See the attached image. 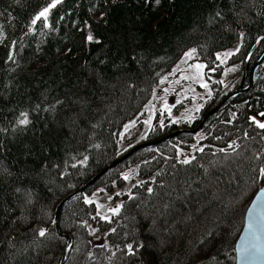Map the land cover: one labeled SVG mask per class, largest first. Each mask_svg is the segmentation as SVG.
I'll list each match as a JSON object with an SVG mask.
<instances>
[{"label":"trees","instance_id":"trees-1","mask_svg":"<svg viewBox=\"0 0 264 264\" xmlns=\"http://www.w3.org/2000/svg\"><path fill=\"white\" fill-rule=\"evenodd\" d=\"M51 2L0 0V264H61L66 236L64 264H235L246 209L264 186V129L250 120L264 121V62L251 89L196 134L112 164L130 150L122 151L125 124L144 115L190 48L221 73L218 54L238 45L229 62L249 87L264 55V0H62L49 13L50 28L32 25ZM87 30L99 43L87 42ZM231 91L215 86L182 129L157 117L144 143L195 130ZM22 111L27 127L17 125ZM194 144L203 151L183 163ZM135 164L131 193L115 195L119 214L101 219L84 198L122 188L123 172Z\"/></svg>","mask_w":264,"mask_h":264},{"label":"rangeland","instance_id":"rangeland-1","mask_svg":"<svg viewBox=\"0 0 264 264\" xmlns=\"http://www.w3.org/2000/svg\"><path fill=\"white\" fill-rule=\"evenodd\" d=\"M88 34L89 31L87 30ZM237 48L238 45H235L218 54L219 65L222 66L221 73L215 68L208 69L207 65L199 60L196 51L191 57L184 54L180 61L163 76L159 86L153 91L152 98L145 106L144 115L125 124L127 128L124 126L122 132V151L131 150L143 144L157 117L160 121L176 124L178 128L182 129L185 124H190L199 116L205 103L212 96L215 86H222L223 90L226 91H234L235 85L241 80V67L237 64H231L229 59ZM191 49L194 48H190L187 52ZM225 53L232 54L225 56ZM197 64H203L205 67L198 72L195 68ZM203 84H207L208 87H203ZM165 105L170 111L165 108ZM189 117L192 119L190 120ZM149 119L151 120L150 125L145 124L144 121ZM200 139L201 136L196 137L197 142ZM202 148L203 145L194 144L187 153H182L184 160H192L196 152ZM125 175L129 179L125 180L126 183L122 188H118L112 193L96 190L87 196L96 203V206H100L97 207L100 216L111 218L114 214L110 209L122 205V199L115 197L117 192L121 194L131 193V187L138 181V165L130 166L123 172V177Z\"/></svg>","mask_w":264,"mask_h":264},{"label":"water","instance_id":"water-1","mask_svg":"<svg viewBox=\"0 0 264 264\" xmlns=\"http://www.w3.org/2000/svg\"><path fill=\"white\" fill-rule=\"evenodd\" d=\"M264 62V55L261 57V59L258 61V63L252 68L251 71V82L248 88L243 89V81L238 85V87L232 91L225 99L224 101L218 106V108H216L215 110L209 112L208 114H206V116L204 117L202 123L200 124V126L198 128H196L195 130H180L177 133H175L172 136H168L162 140L156 141V142H150V143H144L141 144L139 146H136L134 148H132L130 151H128L126 154H124L123 156H121L116 162H114L112 164V166H115L123 161H125L126 159H128L133 153L142 150L144 148L147 147H152L155 145H158L159 143H162L172 137H174L177 134H182V133H186V132H191L196 134L201 127L204 125V123L206 122V120L209 118V116H211L214 112L218 111L223 104L231 99L232 97H235L237 95H240L244 92H247L251 89L252 87V83H253V75L255 70ZM257 120H259L258 118H256ZM261 122H264L262 120H259ZM105 171V170H104ZM95 180H93L92 182H90L88 185H86L84 188H82L80 190V192H85V190L87 188H89L91 186V184L94 182ZM264 189V186L261 187L258 192L255 194L254 198L252 199L250 205L248 206L246 213H245V223H244V227L242 229V232L235 244V255H236V263L235 264H264V254L261 253H256L254 255H245L243 258L241 256V247L242 246H247V247H251L254 244L257 245H264V221L260 220V212H261V205L264 204V198H260L258 199V197H260L261 194V190ZM69 198L65 199L62 201V203L60 204V206L58 207L57 210V217H56V223L58 221V217H59V212L61 207L67 202ZM250 212H251V217H250ZM251 219V222L253 224V231H249L248 230V224L249 221ZM257 237H259V239H257ZM69 247L71 245V241L69 239V243H68ZM66 260V257L64 256V258L62 259L61 264H64Z\"/></svg>","mask_w":264,"mask_h":264},{"label":"snow or ice","instance_id":"snow-or-ice-1","mask_svg":"<svg viewBox=\"0 0 264 264\" xmlns=\"http://www.w3.org/2000/svg\"><path fill=\"white\" fill-rule=\"evenodd\" d=\"M61 2H62V0H52L51 3H49L46 7L42 8L38 13H36V15L31 20V24L32 25H35L38 21H41L42 20L44 22V26L46 28H50V25L47 22L48 21L49 13H50L51 9L55 8ZM113 2H115V0H113ZM153 2L156 5H159L161 3V0H145V3H147V4H151ZM216 16H220V13L217 12L216 13ZM101 18H103V17H101ZM30 31H31V29H30ZM241 36H243V33H241ZM261 39H264V37H262ZM86 40L89 43H92V42L99 43V41H96L95 40V38H94V36L92 35L91 32H89V34L87 35ZM195 51H196V49H191V51L185 53V55L188 56V57H191L193 55V53H195ZM237 51H239V49H237ZM69 52H71V49H69ZM231 54L232 53H225L224 55L225 56H229ZM9 59H11V54L9 56ZM204 67H205V65H203V64H197V65H195V68L197 69L198 72L200 70H202ZM202 86L205 87V88L208 87L207 84H203ZM58 103H62V102H58ZM165 108L168 109V106L165 105ZM45 110L47 111V109H45ZM168 110L170 111V109H168ZM259 115L261 117H264V112L259 113ZM189 119L191 120L192 117H189ZM250 120L258 128L264 129V122H261V121L257 120L255 116L250 117ZM31 123H32V121L29 119V113L27 111H22L20 113L19 118L17 119V125L18 126L27 127ZM144 123L150 125L151 120L150 119L149 120H146V121H144ZM161 126H163V121H161ZM125 127L127 128V125ZM200 151H203V149H200ZM87 159H88V157L85 156L84 157V160L81 161L80 163L81 164L86 163L87 162ZM189 162L190 161L187 160V159L183 161V163H189ZM72 167H76V165L73 164ZM259 172H260V176L261 177H264V168H261L259 170ZM124 179L127 180V179H129V177L127 175H125L124 176ZM69 187H72V185H69ZM17 191H19V189H17ZM101 191H103V189H101ZM148 191L151 192L152 190L151 189H148ZM115 195L116 196H119V195H121V193L117 192ZM28 196H29V201L28 202L31 203L32 201H31V193L30 192L28 193ZM260 198H264V189L261 190V194H260V197H258V199H260ZM109 199H111V197H109ZM84 202L86 204H92L93 203V201L90 198H88V197H85L84 198ZM97 207L99 208L100 206L97 205ZM122 207H123V205H117L116 207L111 208L110 211L114 215H116V214H119V212H120V210H121ZM98 215H99V213H98ZM250 217H251V212H250ZM101 219L110 222V217H108V216H101ZM260 220L261 221H264V204L261 205ZM52 223L55 224L56 221H52ZM248 230L249 231H253V224L251 222V219H250L249 224H248ZM112 231L115 232V229H112ZM46 234H47V229L46 228H40L38 230V235L40 237H45ZM257 239H259V237H257ZM201 243H203V241H201ZM141 247H143V245H141ZM127 248H128L129 253L134 254V252H133V246L131 244L127 245ZM258 252L261 253V254H264V245L254 244L251 247H247V246H242L241 247V256H242V258L245 255H249L250 256V255H254V254L258 253Z\"/></svg>","mask_w":264,"mask_h":264},{"label":"bare ground","instance_id":"bare-ground-1","mask_svg":"<svg viewBox=\"0 0 264 264\" xmlns=\"http://www.w3.org/2000/svg\"><path fill=\"white\" fill-rule=\"evenodd\" d=\"M255 71H256V70H255ZM250 75H251V72H250ZM253 77H254V75H253ZM253 81H254V79H253ZM243 86H244V85H243ZM242 88H243V87H242ZM247 92H248V91H247ZM230 93H231V92H230ZM230 93H229V94H230ZM244 93H245V92H244ZM229 94H228V95H229ZM228 95H227V96H228ZM227 96H226V97H227ZM237 96H238V95H237ZM218 111H219V110H218ZM216 112H217V111H216ZM202 121H203V120H202ZM206 122H207V121H206ZM154 123H155V122H154ZM143 144H144V143H143ZM120 164H121V163H120ZM120 164H119V165H120ZM106 173H107V172H106ZM83 193H84V192H83ZM250 203H251V202H250ZM249 205H250V204H249ZM246 210H247V209H246ZM245 213H246V212H245ZM244 218H245V216H244ZM244 223H245V220H244ZM243 227H244V226H243ZM66 239H67V245H66V252H67V251L70 250V248H71V246H72V238H71L70 236H66ZM69 239H70V241H71V245H70V247H69V245H68V243H69ZM66 252L64 253L62 259L64 258V256L66 257V254H67Z\"/></svg>","mask_w":264,"mask_h":264}]
</instances>
